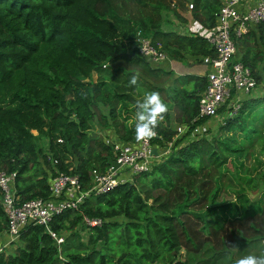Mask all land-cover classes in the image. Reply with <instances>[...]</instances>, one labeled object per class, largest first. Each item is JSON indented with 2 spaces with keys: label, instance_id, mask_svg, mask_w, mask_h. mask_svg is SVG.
Segmentation results:
<instances>
[{
  "label": "trees",
  "instance_id": "1",
  "mask_svg": "<svg viewBox=\"0 0 264 264\" xmlns=\"http://www.w3.org/2000/svg\"><path fill=\"white\" fill-rule=\"evenodd\" d=\"M186 1L0 0V169L15 171L20 199L48 196L49 157L83 183L92 168L104 170L111 147L93 136L95 130L137 141L136 105L150 92H159L169 107L151 142L163 147L172 140L148 170L52 216L50 228L63 235L59 244L42 225L29 224L13 248L0 250V264H236L245 255L264 254V199L250 200L244 209L233 203L228 218L214 213L220 166L233 161L247 137L258 136L255 108L264 92L241 100L210 137L188 131L174 137L172 123L196 115L205 76L186 73L188 87L174 88L168 84L173 71L150 66L135 46L139 31L170 60L211 57L203 36L162 28L169 26L168 13L179 25H213L219 0H189L192 17L182 13ZM235 45L234 57L260 82L264 23ZM135 74L143 86L129 83ZM83 216L100 223L86 225ZM5 220L0 204V232Z\"/></svg>",
  "mask_w": 264,
  "mask_h": 264
},
{
  "label": "built area",
  "instance_id": "2",
  "mask_svg": "<svg viewBox=\"0 0 264 264\" xmlns=\"http://www.w3.org/2000/svg\"><path fill=\"white\" fill-rule=\"evenodd\" d=\"M219 1L220 5L213 13L212 26L202 25L195 20L186 21L177 29L178 33L189 32L203 36L212 48L213 55L202 58V63L208 69L204 73L205 85L198 92L196 115L188 122L175 123L174 137L186 131L190 136L202 134L205 123H197L196 120L202 117L211 118L220 108L225 109L227 115L232 114L240 101L257 84L250 68L234 57L235 39L264 23V0ZM186 5V9L190 11L192 2L188 1ZM135 36L136 49L147 63L152 67H164L161 64L167 58L165 53L153 45L149 37L141 36L139 31H136ZM100 130V133L96 130L95 132L104 144L111 147L112 158L104 170L92 168L86 183L77 174L58 169L55 164L57 160L48 156V196L20 199L16 192L15 171L0 169V204L6 218V232L10 236H18L20 230L29 224H39L55 244H59L63 236L50 228L52 216L64 209H76L84 198L105 192L119 182L130 180L132 173L148 170L153 161L167 153L172 145V140L163 147L154 144L151 139L143 142L123 141L111 129ZM152 148H155V152ZM82 221L86 225L100 223L98 218L85 216Z\"/></svg>",
  "mask_w": 264,
  "mask_h": 264
},
{
  "label": "rangeland",
  "instance_id": "3",
  "mask_svg": "<svg viewBox=\"0 0 264 264\" xmlns=\"http://www.w3.org/2000/svg\"><path fill=\"white\" fill-rule=\"evenodd\" d=\"M186 4L187 1L185 2L184 9L187 8ZM166 18L168 19L166 21L169 22L167 23L169 24V26L163 24L162 28H170L173 30H177L178 28H180V20H177L170 13H168ZM170 62L173 73L179 75L178 77H173L170 79V81H172L173 83L172 85L174 88H178L180 82L183 84V86L188 87V84L183 82L184 74L190 73L196 75H203L208 69V66L206 64L196 62L186 63L184 61L175 59H171ZM260 74L261 81L256 84V86L250 91L248 96H258L264 92V66L262 67V71ZM92 77H95V73L92 74ZM137 84L139 85V87L143 86L140 77L138 79ZM169 90H172V88H170ZM167 101L169 100L167 99ZM255 110V124H257L258 121L260 122V132L258 136H254L250 140L249 137L245 139L243 135L239 134L238 140L245 139L244 142L241 144L242 150L232 155L231 158L233 161L228 162L225 166H220L221 173L218 177L219 193L217 194L218 196L215 199L218 202V207L214 210V213H216L220 217L228 218L234 213L233 203L243 206L241 208L244 209L246 205H248L247 203L250 202V200H259V202H261L263 201L262 199H264V183L261 181V174L264 173V102L256 106ZM226 116L227 111L225 109L217 111V113L212 118L207 119L206 123L203 125L204 130L202 134L208 137L215 134L217 132L218 126L223 123L224 118ZM130 118L131 116H129V119ZM134 119L135 116L133 114V120ZM174 124L175 123H172L171 126L173 127ZM94 127L98 128L97 125H95ZM96 132L100 133L101 130L96 129ZM96 132H94L96 135L93 136L98 137ZM42 150H46L45 141H43L42 143ZM233 162L236 164L235 174L239 176L237 179H234L233 175L231 174V171L233 170ZM240 177L244 179L240 180ZM238 194H240L239 197ZM81 235L84 239L85 232ZM15 245L16 243L13 244L10 249L13 248ZM152 264L162 263L155 261Z\"/></svg>",
  "mask_w": 264,
  "mask_h": 264
},
{
  "label": "clouds",
  "instance_id": "4",
  "mask_svg": "<svg viewBox=\"0 0 264 264\" xmlns=\"http://www.w3.org/2000/svg\"><path fill=\"white\" fill-rule=\"evenodd\" d=\"M138 74L130 78L129 83L136 85ZM135 136L138 141H148L154 138L156 128L165 118L169 107L159 92L153 91L145 95L142 101L136 105ZM236 264H264V254H248L236 261Z\"/></svg>",
  "mask_w": 264,
  "mask_h": 264
},
{
  "label": "crops",
  "instance_id": "5",
  "mask_svg": "<svg viewBox=\"0 0 264 264\" xmlns=\"http://www.w3.org/2000/svg\"><path fill=\"white\" fill-rule=\"evenodd\" d=\"M182 12V11H181ZM183 14L185 13L186 14V16H191L192 17V14H191V12L190 11H188L187 9H184L183 10V12H182ZM179 27H180V25H179ZM177 31V30H176ZM167 57V56H166ZM190 63H192V62H190ZM201 64H203V63H201ZM162 66H164V67H162L163 69H166V70H169V69H171L172 70V68H171V62H170V59L167 57V58H165V60L162 62V64H161ZM204 75V74H203ZM179 75H176V74H174L173 73V76L171 77V78H173V77H178ZM170 81V80H169ZM172 83V81H170L168 84H171ZM173 84V83H172ZM171 84V85H172ZM182 83L180 82V85H181ZM179 85V86H180ZM173 86V85H172ZM48 169H46L45 171H47ZM63 236V235H62ZM17 242V236H15V237H12V236H10L7 232H6V227H5V229L4 230H2L1 232H0V250H10V247H12L13 246V244H15Z\"/></svg>",
  "mask_w": 264,
  "mask_h": 264
},
{
  "label": "water",
  "instance_id": "6",
  "mask_svg": "<svg viewBox=\"0 0 264 264\" xmlns=\"http://www.w3.org/2000/svg\"><path fill=\"white\" fill-rule=\"evenodd\" d=\"M153 149V152H155V148H152ZM123 255V253H120L117 257H116V260H118L119 258H121V256Z\"/></svg>",
  "mask_w": 264,
  "mask_h": 264
}]
</instances>
